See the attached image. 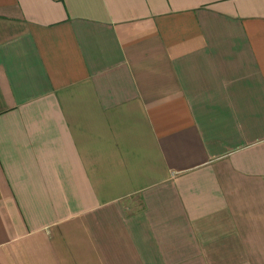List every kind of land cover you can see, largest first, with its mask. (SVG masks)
Masks as SVG:
<instances>
[{
  "label": "crops",
  "instance_id": "1",
  "mask_svg": "<svg viewBox=\"0 0 264 264\" xmlns=\"http://www.w3.org/2000/svg\"><path fill=\"white\" fill-rule=\"evenodd\" d=\"M0 264H264V0H0Z\"/></svg>",
  "mask_w": 264,
  "mask_h": 264
}]
</instances>
